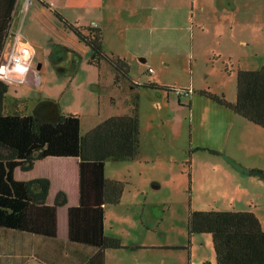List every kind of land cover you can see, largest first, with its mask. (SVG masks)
<instances>
[{
	"label": "rangeland",
	"instance_id": "374dc122",
	"mask_svg": "<svg viewBox=\"0 0 264 264\" xmlns=\"http://www.w3.org/2000/svg\"><path fill=\"white\" fill-rule=\"evenodd\" d=\"M34 1L30 10L21 5L11 30L16 37L22 29L35 35L30 41L35 72L25 84L8 79V94L25 95L31 113L40 101L56 99L63 112L81 115L82 134L103 118L133 114L125 103L128 86L116 88L111 67L91 65V51L62 27L53 9L44 11ZM221 2L116 0L110 24H101L105 51L129 61L135 82L191 93L138 89V157L106 163V176L125 182L121 202L106 208V231L125 248L107 250L105 264H217L211 234H189L190 210H251L264 225V175L250 172L264 171V128L248 121L237 127L231 117L229 122L212 118L203 108L216 103L199 94L208 90L234 103L237 69L264 65V0H235L234 13L221 9ZM247 7L254 9L249 13ZM76 15L83 18L78 25L100 22L89 11ZM228 17L232 27H222ZM16 37L9 35L11 46ZM10 52L3 50L0 64ZM63 159L50 157L46 164L65 166ZM56 176L61 178L59 172ZM93 181L100 186L99 176ZM134 244L140 248L130 249Z\"/></svg>",
	"mask_w": 264,
	"mask_h": 264
},
{
	"label": "trees",
	"instance_id": "16d2710c",
	"mask_svg": "<svg viewBox=\"0 0 264 264\" xmlns=\"http://www.w3.org/2000/svg\"><path fill=\"white\" fill-rule=\"evenodd\" d=\"M38 1L45 9L52 10L44 0ZM17 2L0 0V58L5 47L12 44L7 43V38ZM51 12L79 45L91 51L88 59L91 65L100 67L107 63L114 73V86L123 90L128 86L125 103L133 109V114L110 116L82 134L81 115L63 112L59 102L52 98L40 101L31 113L28 99L9 95L10 84L0 81V235L21 232L42 238L45 246L38 249L36 257L45 264H105L107 250L125 248L121 239L104 235L99 243H90L37 230L29 221L28 212L46 204L51 180L48 177L20 180L15 173L31 172L37 162L50 157L103 163L137 158L141 135L138 89L147 87L167 92L178 89L152 81L135 82L129 61L105 51L102 27L76 25L60 12ZM180 91L184 92L180 96L191 95L188 90ZM199 94L264 128V65L252 70L237 69L234 103L208 90ZM250 172L264 175L261 169L253 168ZM124 191V181L106 177L104 204H119ZM67 203V193L59 191L54 204L63 207ZM25 225L27 229L23 228ZM187 228L190 235L211 234L217 264H264V225L254 211L190 210Z\"/></svg>",
	"mask_w": 264,
	"mask_h": 264
},
{
	"label": "crops",
	"instance_id": "0c3cea01",
	"mask_svg": "<svg viewBox=\"0 0 264 264\" xmlns=\"http://www.w3.org/2000/svg\"><path fill=\"white\" fill-rule=\"evenodd\" d=\"M49 1L50 0H44V2L51 6V9L60 12L68 21L76 25L82 23L83 21V18L80 15H76L78 10H84V12L89 11L92 18L100 19V22L97 23L98 27H102L101 24L105 26H108L110 24V14L112 13V9L116 4V0ZM168 1L169 3L171 2V0ZM188 1L189 0H182V4H188ZM35 2L36 1H33L30 4L28 3V0H18L16 8L13 12V18L9 28V35H16L13 34L11 26L14 23L16 14L20 10L21 5L23 4L25 8H28V10H30V7L33 6ZM177 2L178 1H176V3ZM28 4L30 5L27 6ZM221 4L223 6L221 9H227L229 11H232L233 13L237 8L235 0H222ZM253 9L254 8L250 9V7H247L245 8V11L250 13ZM42 10L45 11L47 9L42 7ZM215 10H217L218 12V10L220 9ZM193 21H195V19H192V22ZM94 22H96V20H92L90 25H92ZM224 22H226V25L222 24V27H232L233 19L232 17H228L224 20ZM19 34L24 43H28L31 49L34 50V54L30 59V68L26 74L24 81L20 82L14 79L13 74V82H20L22 84H25L24 82L26 81V78V82L32 81V77H30L29 75L34 71L31 69V63L34 60L36 51L30 41H32L35 35L30 34L23 29L21 30V32H19ZM8 39L9 36L7 38V43H12V39ZM9 81L11 82V80ZM110 85H112V83ZM16 97L27 98L25 95H17ZM203 109L210 111L212 114V118H215L217 120L223 119L225 122H229V118L231 117L230 122L237 127L238 125H242L244 124V122H246L245 119H242L241 117L235 115L231 110L213 103H207ZM106 118H103L101 121ZM222 128L223 125H221L220 127L221 134ZM221 150L223 152H226L224 149ZM48 160L49 158L37 162L31 172L25 173L20 171L21 173H19V176H17L18 171H16L15 173L16 178L20 180H29L35 178L36 176L42 175H44L42 177H48L51 180L50 193L46 204H44L42 207L30 209L28 212V216H30L29 221L32 222V225L37 230L42 231L43 233L56 235L58 238L99 243L104 235H108L106 231L105 220L106 208L109 205L104 204V181L107 177V164L103 162H87L80 159L64 158L63 160H61V162H63L64 164L66 163V165L62 166L60 164L55 165V163L46 164ZM39 164L45 165L40 166V169L38 170ZM64 168H66V170L64 171L65 173H63ZM57 172L60 173L61 178L56 176ZM31 174L32 177L29 178L28 176ZM63 174H65V177ZM98 176L100 180V186L96 183H90L94 180V177ZM54 179L58 180V182L55 183ZM59 191H65L68 195V203L63 207H58L54 204L55 195ZM23 228L27 229L28 226L25 225L23 226ZM3 235L4 237L0 235V264H27L30 261H37L45 264L44 262L38 260V258L36 257L38 249L44 248L45 246V242L42 238L21 232H9Z\"/></svg>",
	"mask_w": 264,
	"mask_h": 264
},
{
	"label": "clouds",
	"instance_id": "9594fccd",
	"mask_svg": "<svg viewBox=\"0 0 264 264\" xmlns=\"http://www.w3.org/2000/svg\"><path fill=\"white\" fill-rule=\"evenodd\" d=\"M8 63L0 64V81L7 82L8 79H14L23 82L30 68V59L34 54L28 43H22L13 50Z\"/></svg>",
	"mask_w": 264,
	"mask_h": 264
},
{
	"label": "built area",
	"instance_id": "2783aa9c",
	"mask_svg": "<svg viewBox=\"0 0 264 264\" xmlns=\"http://www.w3.org/2000/svg\"><path fill=\"white\" fill-rule=\"evenodd\" d=\"M28 2H29V0H28ZM93 26H97V23L96 22H94L93 24H92ZM17 38H19V39H17ZM22 43H24V42H22V40L20 39V37L19 36H17L16 37V39H15V43H14V45H12V46H6L5 47V49H7V48H9L10 49V56L12 55V54H14L13 53V50L15 49V48H18V46L20 45V44H22ZM10 56L7 58V59H5L4 60V64H6V63H8V61H9V59H10ZM149 72L150 73H153L154 72V69L153 68H149ZM24 81V80H23ZM8 82H10V81H8ZM177 93H183L182 91H180V90H177L176 91Z\"/></svg>",
	"mask_w": 264,
	"mask_h": 264
}]
</instances>
